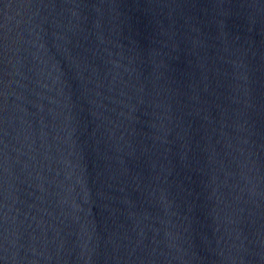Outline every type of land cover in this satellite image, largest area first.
I'll list each match as a JSON object with an SVG mask.
<instances>
[{
  "label": "water",
  "instance_id": "1",
  "mask_svg": "<svg viewBox=\"0 0 264 264\" xmlns=\"http://www.w3.org/2000/svg\"><path fill=\"white\" fill-rule=\"evenodd\" d=\"M0 264H264V0H0Z\"/></svg>",
  "mask_w": 264,
  "mask_h": 264
}]
</instances>
